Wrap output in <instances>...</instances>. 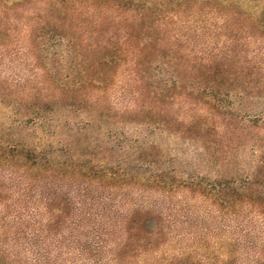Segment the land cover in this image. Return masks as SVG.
<instances>
[{
    "label": "rangeland",
    "instance_id": "obj_1",
    "mask_svg": "<svg viewBox=\"0 0 264 264\" xmlns=\"http://www.w3.org/2000/svg\"><path fill=\"white\" fill-rule=\"evenodd\" d=\"M115 2L0 0V142L13 144V140L28 134L33 127L30 119L18 124L15 115L29 114L25 108L33 105L35 95L50 96L56 102V112L49 128V143L61 162L71 154L108 167L120 164L131 172L144 164L132 178L113 180L73 174L64 181L78 217L87 216L97 223L102 220L106 226L126 218L136 208H147L164 219L165 236L156 247L126 259L124 264H167L171 259H185L191 264H263V220L255 204L244 201L231 207L220 195L224 189L231 198L248 178H254L261 153L252 146L255 139L242 144L229 157L219 154L217 158L207 154L200 142L140 124L133 118H138L136 112L142 101L134 94L126 67L117 71L114 82L106 88H83L86 108L73 112L67 107L60 86L66 81L75 82L80 60L111 56L115 45L121 48L120 55L126 54V22L132 12ZM164 30L166 40L180 43L183 60L229 52L237 62L250 61V66L260 63L262 70L257 73L264 76V38L237 34L235 40L231 35L230 41L213 26L188 14L165 23ZM184 68L181 62L180 70ZM68 96L78 95L70 91ZM168 107L180 120L187 121L195 113L208 114L184 97L168 103ZM234 108L243 120L264 117V98L237 102ZM43 132L45 129L40 128L37 133ZM258 135L264 139V127ZM222 141L230 142L225 137ZM148 162L151 164L145 165ZM151 172L174 173L181 186L169 190L160 187L147 179ZM20 174L13 163L0 162V184L8 192L7 201L0 204V251L6 253L5 264H13V249L21 241L13 238L19 228L23 229L20 225L13 227V195L25 182L18 179ZM58 175L62 174L52 173L34 182L31 189L35 192H25L28 199L22 202L23 210L32 212L39 188L53 189L56 183L61 184ZM101 228L97 227L104 231ZM76 234L79 237L73 248L97 236V241L105 239L107 249H116L123 240V232L118 230ZM28 256L32 258V253ZM67 264H72L71 260Z\"/></svg>",
    "mask_w": 264,
    "mask_h": 264
},
{
    "label": "trees",
    "instance_id": "obj_2",
    "mask_svg": "<svg viewBox=\"0 0 264 264\" xmlns=\"http://www.w3.org/2000/svg\"><path fill=\"white\" fill-rule=\"evenodd\" d=\"M113 1H116V6L132 12L126 22V54L120 55L121 48L115 45L111 56L80 60L75 82L66 81L60 86L63 98L68 100L67 107L73 112L86 108L83 88H106L114 82L117 71L126 67V74L134 83V94L142 101L136 112L138 118H130L139 120L140 124L154 130L176 132L200 142L207 154L217 158L219 154L229 157L242 144L255 139L252 146L260 149L261 153L254 178H248L240 191L229 197L231 200L224 189L220 195L231 207L244 201L255 204L264 229V177L261 176L264 171V139L258 135L264 127V117H246L245 122L242 114L234 108L237 102L264 98V76L259 77L257 73L260 74L262 65L255 63L250 66V61L237 62L229 52L224 56H201L186 61L183 60L180 43L166 40L164 36L165 23L180 14H188L191 19L213 26L215 32L220 31L230 41L231 35L235 40L237 34H244L249 39L264 38V0ZM181 62L185 66L182 70ZM70 91H76L78 96H68ZM178 97H184L192 105L202 106L208 114L195 113L187 121L180 120L168 107V103H174ZM33 99V105L25 108L29 114L15 115L18 124L30 119L33 127H30L29 133L13 140V144L0 142V162L13 163L21 173L17 175L18 179L25 180L24 185L18 187H21L20 192L13 195V227L20 225L23 228L13 234V238L21 240L17 242L20 246L13 249V264H67V260H71L72 264H124L128 258L153 250L166 230L164 219L155 210L136 208L126 218L104 226L102 220L97 223L87 216H76L72 193L64 188V181L73 174L110 177L113 180L132 178L144 164H138V169L131 172L120 164L108 167L104 163L80 160L71 154L61 162L49 143V128L54 120L56 102L50 96L38 94ZM46 125L47 128H44ZM40 128L45 132L37 133ZM222 137L230 142L225 144ZM52 173L62 174L57 180L61 184L56 183L53 189L37 187L40 198L38 196L35 200L36 206L30 213L23 210L22 202L28 199L25 192L34 187V182L41 180L42 176ZM147 179L167 190L181 186L176 174L171 172H151ZM14 187L17 185L13 184ZM7 199L6 186L0 184V204ZM27 217L30 220L26 221ZM97 227H102L104 231H99ZM117 230L123 232V240L116 249H107L103 238L97 241L100 236L73 248L79 237L76 232ZM109 236L110 233L106 234V237ZM79 240L82 241V237ZM29 252L32 258H29ZM261 254L264 264V249ZM5 261L6 253L0 251V264H5ZM167 264L191 262L171 259Z\"/></svg>",
    "mask_w": 264,
    "mask_h": 264
}]
</instances>
